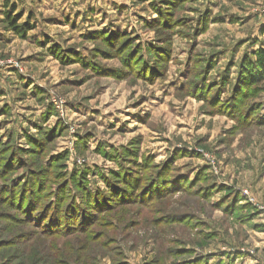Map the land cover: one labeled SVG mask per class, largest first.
<instances>
[{
	"label": "rangeland",
	"instance_id": "obj_1",
	"mask_svg": "<svg viewBox=\"0 0 264 264\" xmlns=\"http://www.w3.org/2000/svg\"><path fill=\"white\" fill-rule=\"evenodd\" d=\"M263 53L264 0H0V264H264Z\"/></svg>",
	"mask_w": 264,
	"mask_h": 264
},
{
	"label": "trees",
	"instance_id": "obj_2",
	"mask_svg": "<svg viewBox=\"0 0 264 264\" xmlns=\"http://www.w3.org/2000/svg\"><path fill=\"white\" fill-rule=\"evenodd\" d=\"M8 22L11 25V27L18 33H23V29L21 26L17 25L16 19H13L11 16L8 17ZM260 58L264 61V53L260 56ZM264 65V63H263Z\"/></svg>",
	"mask_w": 264,
	"mask_h": 264
}]
</instances>
